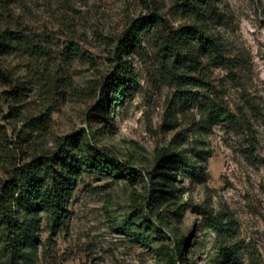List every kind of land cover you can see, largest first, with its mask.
Here are the masks:
<instances>
[{"label":"rangeland","instance_id":"obj_1","mask_svg":"<svg viewBox=\"0 0 264 264\" xmlns=\"http://www.w3.org/2000/svg\"><path fill=\"white\" fill-rule=\"evenodd\" d=\"M187 1L0 0V33L25 36L0 55V201L27 164L73 149L80 160L84 145L140 174L130 182L84 169L64 222L38 211L35 249L1 253L0 264H166L177 252L178 264H264V0H209L211 35L234 71L196 45L185 51L192 76L215 88L239 127L211 125L200 89L184 97L161 56V26L120 54L137 84L100 112L113 99L107 78L127 32L156 17L169 29L194 24ZM171 154L201 174L166 185L160 161ZM203 210L233 231L217 237Z\"/></svg>","mask_w":264,"mask_h":264},{"label":"trees","instance_id":"obj_2","mask_svg":"<svg viewBox=\"0 0 264 264\" xmlns=\"http://www.w3.org/2000/svg\"><path fill=\"white\" fill-rule=\"evenodd\" d=\"M209 0H189L181 6L186 16L194 21L190 26L178 30L167 28L159 18L139 20L127 32L125 41L115 52L119 63L114 73L107 78L108 89L113 92V99H106V105H100V112L107 114L112 106L132 93L137 84V76L132 66L120 57L126 49L134 47L141 41L144 32L151 27H162L161 56L165 65H172L176 70L177 86L188 100H192L191 88L200 89L203 116L211 125L239 127L240 122L232 113L228 104L218 97L215 88L207 81L197 80L192 76L191 60L186 57V49L196 45L204 57L215 64H224L234 71L232 61L226 56L223 46L211 35L207 21ZM25 36L18 32L6 30L0 33V55L20 48ZM1 73V70H0ZM254 139V137H253ZM86 156L80 158L72 152H64L58 160L44 158L29 163L20 170L17 179H12L6 187L7 201H0V254L12 259L26 256V251L35 249L38 211L48 212L55 225H61L67 217V206L77 186V180L84 169L89 171L107 170L120 174L130 182H135L140 174L118 163L115 159L98 151L90 145H84ZM161 179L166 185L174 184L178 173L189 177L201 174L198 167L181 154L161 155ZM207 227L217 237H224L233 231V223L225 224L215 216L213 211L201 212ZM222 248L218 252L221 253ZM29 254V253H28ZM31 255V254H29ZM180 252L171 254L166 264H178ZM29 258V256H28Z\"/></svg>","mask_w":264,"mask_h":264}]
</instances>
